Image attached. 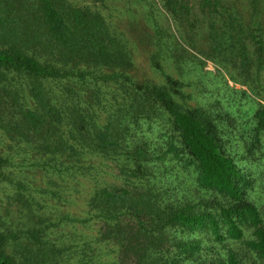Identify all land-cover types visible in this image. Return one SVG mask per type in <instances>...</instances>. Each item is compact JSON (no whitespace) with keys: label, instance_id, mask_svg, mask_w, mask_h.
<instances>
[{"label":"trees","instance_id":"1","mask_svg":"<svg viewBox=\"0 0 264 264\" xmlns=\"http://www.w3.org/2000/svg\"><path fill=\"white\" fill-rule=\"evenodd\" d=\"M89 2L0 0V124L48 176L0 155V190L26 212L0 210V264H264V0ZM115 11L152 29L163 84L130 72ZM182 56L210 101L189 104L190 79L166 71ZM83 179V215L49 209Z\"/></svg>","mask_w":264,"mask_h":264},{"label":"rangeland","instance_id":"2","mask_svg":"<svg viewBox=\"0 0 264 264\" xmlns=\"http://www.w3.org/2000/svg\"><path fill=\"white\" fill-rule=\"evenodd\" d=\"M77 3L85 4L89 3V0H73ZM115 16L113 18V22L117 24L121 29H125L131 40H134L132 50H133V56H134V65L130 68V72L133 74V76L141 83H158L163 84V81L165 76H163L161 71H155L152 67L151 62V53L154 50V45L152 44V41H150V37L148 38V35L152 32V29H146L144 20H135V28L129 29L128 23L130 24V20H128L127 16H121L119 15L118 11H115ZM139 16V14H138ZM134 32L135 34H133ZM191 49V48H190ZM192 50V49H191ZM204 55L205 52L203 50H200ZM208 50L207 52H209ZM195 52V50H194ZM196 55L203 58L205 60V68L208 70H211V76L214 78H220L224 79V77L227 78V80L234 79L232 76V72L230 71L229 67L222 62L219 61H212L205 57L204 55H201L195 52ZM216 53L212 54L213 57H216ZM187 59H184L183 56L180 58H171L167 60L166 64L164 65L167 72L172 73V75H175L176 77L182 78L184 80L190 79V86L185 87V90L190 95L189 104L191 105H198L203 102L210 101L209 95L206 92V89L204 88V78L200 77L197 73L194 74V77L191 78V75L189 77V74H187V65L185 62ZM170 64V67H169ZM183 65V66H182ZM185 66V67H184ZM183 68L185 70H183ZM183 76V77H182ZM207 76V75H206ZM188 81V80H187ZM189 82V81H188ZM234 81L231 83L233 84ZM235 83V82H234ZM235 86L241 87L240 84L236 83ZM245 88V87H244ZM210 94V93H209ZM208 99V100H207ZM245 107H249V104ZM7 124L6 121H3ZM1 123V122H0ZM11 132L7 130V127H3L0 124V155L1 156H8L11 158L12 162L15 163L16 166L23 165V171L25 172V176L27 179L32 181L33 185H40L44 184L46 185L48 183V176L46 172L38 169L33 168L29 164H32L31 161V155L28 152H31L30 150L27 152V147L23 148L18 141L12 140ZM24 146V145H23ZM20 167H13L12 170H17ZM107 172L103 174V178H106L109 180V182L112 183H121L122 177L124 176H118L120 173L117 168H109L107 167ZM189 180V179H188ZM92 180H84L83 179V185L80 187L79 190L70 191L67 190L66 192H62L65 196H67L69 199H58L56 200H47L49 209L53 210L54 212H71L74 214H81L83 215V208L86 206V200L89 196V190L92 186ZM190 182V180H189ZM64 188V187H63ZM71 193V194H70ZM257 197V196H256ZM263 198V204H264V193L261 195ZM12 199L9 196L8 192H4L3 190H0V210L2 212H6V210H11V216L12 218L18 219L17 221L20 222L22 218L25 217L24 210L19 211L17 208H19L17 205L14 207L11 205ZM11 207L9 208V206ZM57 206V209L56 207ZM23 215V217H21ZM21 217V218H20ZM20 218V219H19ZM96 225H92V222L89 223L87 226L82 227L81 230L87 233H95L94 227ZM93 227V228H92Z\"/></svg>","mask_w":264,"mask_h":264}]
</instances>
